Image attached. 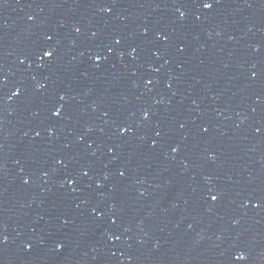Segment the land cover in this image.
I'll return each mask as SVG.
<instances>
[{"label":"water","instance_id":"95a60500","mask_svg":"<svg viewBox=\"0 0 264 264\" xmlns=\"http://www.w3.org/2000/svg\"><path fill=\"white\" fill-rule=\"evenodd\" d=\"M0 264H264V0H0Z\"/></svg>","mask_w":264,"mask_h":264},{"label":"snow or ice","instance_id":"6c2138e0","mask_svg":"<svg viewBox=\"0 0 264 264\" xmlns=\"http://www.w3.org/2000/svg\"><path fill=\"white\" fill-rule=\"evenodd\" d=\"M204 7L205 8H210V7H212V4L211 3H205L204 4ZM49 39H51L50 37H49ZM54 53H53V51H51V50H49V51H45L44 52V55L45 56H49V57H51L52 55H53ZM58 114V113H57ZM122 131H124V129H121ZM175 150V149H174Z\"/></svg>","mask_w":264,"mask_h":264}]
</instances>
